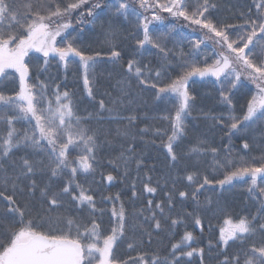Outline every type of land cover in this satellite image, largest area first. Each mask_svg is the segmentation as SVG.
<instances>
[{
    "label": "snow or ice",
    "instance_id": "snow-or-ice-1",
    "mask_svg": "<svg viewBox=\"0 0 264 264\" xmlns=\"http://www.w3.org/2000/svg\"><path fill=\"white\" fill-rule=\"evenodd\" d=\"M252 3L255 12L248 8L236 14L241 23H226L212 19L210 10L217 8L213 0H0V264H192L193 257L206 264L205 248L192 247L197 237L187 230L164 255L141 251L121 258L116 250L126 243L129 252H136L145 242H152L153 231H165V225L174 238L178 226L187 225L188 219L201 232L205 226L211 230L212 225L200 213L213 206L220 212L224 208L211 198L201 203L198 194L214 183L224 190L245 177L250 181L247 191L260 206L255 213L235 219L227 216L216 241L208 240V255L216 250V256L211 257L216 264H264V163L248 165L243 157H233L231 147L235 136L243 141V149H250L247 137L257 127L264 139V0ZM168 17L196 26L199 38L189 39L182 26L178 31L176 24H165ZM121 18L135 29L129 33L135 40L131 49L121 43L123 31L115 23ZM97 25L108 61L119 65L125 55L132 57L126 66L121 65L125 75L120 94L109 104L99 100V110L119 113L135 80L138 88L153 90L157 100L175 102L171 111L153 118L166 121L167 127L146 124L137 128L135 115L105 118L87 110L81 115L80 98L66 84L56 82L51 74L40 78L48 72L51 60L62 65L65 73L75 64L87 96L95 99L93 78L98 62L105 57L84 42L83 30ZM161 26L166 30L161 31ZM170 38L176 44L188 40L190 50L184 52L181 47L177 53L168 47ZM146 54H155L156 65L144 62ZM173 60L181 70L174 79L170 76ZM165 77L171 82L159 86ZM193 77H214L213 83L219 85V99L226 111L204 113L203 117L226 129L229 144L223 145V156L221 148L203 139H197L187 153L176 151L186 136V120L195 104L189 91ZM9 85L14 87L9 89ZM237 95L245 99L240 115L234 103ZM105 119L117 123L115 130L103 126ZM148 133L166 137L161 143L170 163L164 180L165 185L169 179L172 183L164 199H146L143 207L133 205L129 210L119 192L104 195L100 188L84 186L101 166L99 152L117 141L124 143L118 144L119 154L107 163L115 168L123 166L124 178L128 177L130 161L139 170L143 160L142 153L136 152V142ZM16 152L22 153L18 159L13 158ZM71 152L80 154L72 156ZM185 161L184 179L190 190L180 191L176 189L180 176L171 172ZM202 169L220 172L223 178L210 180ZM116 179L110 173L106 177L101 174V181L112 183ZM146 179L148 183L142 184L139 194L135 183L131 184L132 198L157 193L159 181L153 187L152 177ZM89 192H96L99 199ZM189 201L195 205L191 212L186 207ZM105 203L112 205L107 228L103 219L106 209L98 207ZM65 208L77 215L58 211ZM236 243L237 250L229 252Z\"/></svg>",
    "mask_w": 264,
    "mask_h": 264
},
{
    "label": "trees",
    "instance_id": "trees-1",
    "mask_svg": "<svg viewBox=\"0 0 264 264\" xmlns=\"http://www.w3.org/2000/svg\"><path fill=\"white\" fill-rule=\"evenodd\" d=\"M193 2H195V0H193ZM213 2L217 4V8L210 10L212 13V19L226 23H241L242 21L237 19L236 14L238 12L245 11L248 8H252L253 12H255V7L252 3V0H213ZM164 15L167 17L168 14L165 13ZM115 23L123 31L121 40L122 46L125 49H131L135 44V40L129 35V33H134L135 29L131 24L123 20V18L115 21ZM168 23L176 24L178 31H180V27L182 26L183 35L188 36L189 39L199 38L200 29L194 25H190L186 21L177 20L174 17H168V19L165 21V24ZM74 27L78 28L75 23ZM164 30L166 29L161 26V31ZM69 31L72 30L69 29ZM83 31L84 42L86 44H90L93 51H99L101 52L102 57H105V59H102L98 62L96 75L93 78V92L95 99H91L87 96L81 73L75 64L70 65L69 70L67 73H65L62 65L58 64L56 60H51L48 67V72L41 75L40 78L44 79L45 75L51 74L56 78V82L66 84L67 89L74 92L76 96L80 98L79 114L81 115H86L87 112H99V114L105 118H107L109 115L116 116L117 114L121 116L135 115L138 117L136 121L137 128H143L146 124L152 128L167 127L166 121L153 118L159 117L166 112L171 111L175 102L171 99L157 100L153 90L148 88H138L135 80H133L131 83L130 95L124 101V106L120 109L119 113H108L99 110V100L103 99L105 104H109V100L111 98H115L120 94V82H122L125 75L121 65L126 66L127 60L131 59L132 57L125 55L120 61L119 65L113 64L111 61L106 59L108 50L102 43L103 37L100 35L99 26L97 25L95 28H93V26H87ZM189 33L191 34L190 36ZM73 35H75V33H73ZM175 39L180 40V37L177 36ZM168 47L174 48V50L178 53L181 47L183 48L184 52H188L191 45L188 43V40H182L179 44H176L174 43L173 39L170 38ZM27 59L28 58H26V62ZM156 60L157 57L155 54H146L144 57V62H151L152 65H156ZM211 62V59H209L208 63ZM32 63L35 64L36 61L33 60ZM177 64L178 62L173 60L174 69L170 73L172 79L181 73V70ZM31 66L32 65H30V67ZM199 66H203V64L200 63ZM65 75L67 76L66 80L64 79ZM213 81L214 80L208 81L199 79L197 77H193L189 81V91L195 96V104L191 116H189L186 120V136L182 139L179 148L176 149L178 154L187 153L189 147L194 144L197 139H203L207 140L211 146L221 148V156L224 155L223 145L229 144L228 137L225 135L226 129L214 126L212 120L204 119L203 117L204 113L219 114L226 111L225 106L222 105L219 99V85L213 83ZM170 82L171 80L168 77H165L162 78L158 84L159 86H164V84ZM13 87L14 85L8 86L9 89ZM8 94H11V91H8ZM234 103L236 104V114L240 115L241 106L245 103L244 97L237 95ZM85 110H87V112H85ZM124 123H126V121H124ZM93 126L95 127L96 125ZM103 126L105 128H111L115 130L117 123L109 122L107 119H105ZM17 127H22V125H17ZM260 137L261 129L259 127L251 130L249 136L247 137L248 143L250 144V149L246 150L242 147L243 141L233 136L231 140L233 157L237 159L239 157H243L246 161V164L248 165L255 164L258 166L259 163H264V159H261V157H264V139H261ZM162 140H166V137H156L151 133L146 134L143 140H137L136 152L142 153L143 164L139 170H137L135 162L130 161L128 168L129 174L127 178H124L122 175L124 172L123 166L115 168L107 163L109 159H112L119 154L118 144L124 143V141H117L116 144L111 148L106 146L98 154V158L102 161L101 166L95 173L94 177H89V183L85 184L84 186L88 188L89 185H91L92 188H100L103 190L104 195H115L117 192H119L121 200L125 202V207L129 210L132 209L133 205L136 209L143 207L145 205L146 199H152L154 202L164 199L165 193L171 190L172 181L169 179L168 184L165 185L164 176L165 173L169 171L168 165L170 161L167 158V150L161 143ZM151 141H154V143ZM79 154V152H71L72 156H78ZM20 155H22V153L16 152V155L13 158L18 159ZM208 159L210 160L211 157ZM117 163L119 164V161H117ZM187 163L188 161H185L184 164L178 165L177 168L171 172L172 176H180V179L176 181V189L180 191L190 190L188 181L184 179L185 175L187 174L184 171ZM237 166H240V164L237 163ZM188 171L194 170L189 169ZM201 171L204 175H207L210 180L215 181L223 178V175L220 172L213 173L211 169H208L207 171L202 169ZM109 173L115 176L117 179L112 183H108L106 180L101 181V174L106 177ZM147 176L152 177L151 186L153 187L157 186L156 182L159 181L160 187L158 188L157 193L152 195L143 193L139 199L132 198L133 189L131 188V184L133 182L135 183V190L139 194L142 190V184L148 183L146 179ZM93 180L95 183H93ZM81 183H84L83 179H81ZM249 184L250 181L247 177H245L243 180L234 181L233 186H225L224 190L219 189L215 183L213 185L206 186L205 189L201 190V192L198 194L201 203H203L206 198H211L214 202L219 200L224 208V211L220 212L216 211L215 207L213 206L210 210L202 211L200 213L202 218L207 223L212 225L211 230L205 226L203 232H201L198 227L193 225L191 219H188L187 225L178 226L174 238L171 237L169 231L167 230V225H165V231H153L152 242H145L141 247L137 248L136 252H129L126 248V243H121L119 248L116 250V254L121 258H126L128 255L135 256L141 251L146 253L159 252V254L164 255L167 253L170 244L178 241L183 235L184 231L187 230L192 231L197 237V240L192 244V247L205 248L206 264H216V260L211 258L216 256V250L212 251L211 257L208 255V240L211 239L213 242L216 241L219 235L218 229L223 225L224 219H226L227 216L231 215L235 219L238 215L246 214L248 212L255 213L257 208L260 206V201L257 200L253 194H250L247 191ZM89 194L94 195L97 197V199H99V196L96 192H89ZM175 202L179 204V199H177ZM98 207H103L106 209L103 219L105 221L104 227L107 228L109 211L112 205L105 203L98 205ZM186 207L187 211L191 212L195 205L189 201ZM58 211L65 213L71 212L72 215H77V213L70 208L59 209ZM177 211H179V207H177ZM79 215L85 216L86 213H80ZM145 215H147V213H145ZM141 222H143V218H141ZM144 227L148 228L149 225L145 224ZM128 235L131 237L132 233L129 232ZM256 242H260V237L256 238ZM238 247V243L232 244V247L228 249V251L234 252ZM191 260L192 264H199L198 257H193Z\"/></svg>",
    "mask_w": 264,
    "mask_h": 264
},
{
    "label": "rangeland",
    "instance_id": "rangeland-1",
    "mask_svg": "<svg viewBox=\"0 0 264 264\" xmlns=\"http://www.w3.org/2000/svg\"><path fill=\"white\" fill-rule=\"evenodd\" d=\"M9 71L11 72V71H14V70H9ZM197 78H199V77H197ZM199 79H204V80L212 81L215 78L214 77H204V78H199Z\"/></svg>",
    "mask_w": 264,
    "mask_h": 264
}]
</instances>
